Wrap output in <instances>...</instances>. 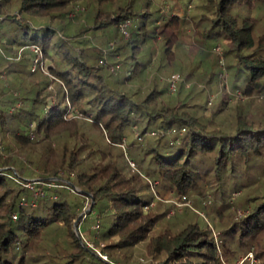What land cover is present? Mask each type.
I'll use <instances>...</instances> for the list:
<instances>
[{
    "label": "trees",
    "instance_id": "trees-1",
    "mask_svg": "<svg viewBox=\"0 0 264 264\" xmlns=\"http://www.w3.org/2000/svg\"><path fill=\"white\" fill-rule=\"evenodd\" d=\"M258 1L202 0L197 38L228 40L225 53L247 72L246 103L224 130L191 111L196 104L166 99L165 84L151 80L158 38L173 64L180 23L170 16L156 32L151 0H0V50L38 49L37 73L27 58L0 70V264H104L80 231L91 215L110 260L142 247L145 264H225L235 254L228 240L264 260V181L228 185L225 177L264 165V114L251 116L264 92V31L252 15ZM77 2L86 5L84 17L69 15ZM96 32L112 33L113 42L103 48L82 39ZM203 100L205 108L208 96ZM208 186L241 192L234 212L215 215L220 239L195 213L183 227L157 232L152 191L183 202Z\"/></svg>",
    "mask_w": 264,
    "mask_h": 264
},
{
    "label": "rangeland",
    "instance_id": "rangeland-1",
    "mask_svg": "<svg viewBox=\"0 0 264 264\" xmlns=\"http://www.w3.org/2000/svg\"><path fill=\"white\" fill-rule=\"evenodd\" d=\"M18 3L14 1L9 6V11L15 14L17 11ZM258 8L253 10L252 15L258 16L260 19L261 31H264V0L258 1ZM69 13L72 17H84L86 5L81 2L73 4ZM151 10L154 12L157 20H159L154 26L156 32L162 28L164 20L170 16L178 17L180 23L178 25V44L174 51V63H168L165 57L162 55L163 41H160L158 45L157 57L153 58L150 68L152 79L157 78V88H161L165 84L164 97L168 100H180L181 103L185 102L187 105L196 104V107H192L190 110L197 112L198 115L203 114V118L210 119V128L218 127L220 129H228L234 122V109L236 106H242L246 103V98L242 95V86L245 83L247 72L240 70L238 61L232 55L226 54L223 44L227 42L212 43L211 45L204 44L197 38V35L203 29V25L200 24V16L204 13L202 7V0H151ZM32 35V33H31ZM87 40L90 45L105 48L108 42H113V34L105 35L103 33H92L82 37ZM1 47V46H0ZM219 48V50H217ZM2 49V48H1ZM219 51V52H217ZM218 53V55H217ZM5 58V59H4ZM27 58L30 61L29 70L32 74L37 73L38 65L35 64V53L31 48L25 49L19 57V53L15 51L12 55H5L4 50H0V70L8 62L16 61L21 62L22 59ZM15 59V60H14ZM162 64L158 71H155L157 61ZM200 65L197 67V64ZM48 64V61H44V67ZM35 65L34 69L33 66ZM47 67V66H46ZM230 67V69H228ZM242 69V68H241ZM237 70L236 79H232L233 73ZM35 76V75H33ZM32 76V77H33ZM173 76H179V82L176 83L175 89L171 88V79ZM31 77V78H32ZM2 82H10L16 84L17 81L12 76L2 75ZM138 82L136 85H139ZM183 83L184 90L182 94H178V85ZM138 88V87H137ZM135 89V88H134ZM208 96V104L204 106V96ZM225 101L224 110L218 112L221 101ZM264 114V92L259 93L254 98V104L251 109V116L255 117ZM183 133V132H182ZM133 138V135L130 136ZM264 169V165L258 164V162L252 164L247 169H238L234 177L231 173L225 175L229 177L228 182L236 181L239 183L243 178L246 179H262L264 181V174H260V171ZM214 185V182H211ZM206 191L196 195V200L191 198L189 200H183L180 202L174 197H166L160 199L157 194L153 195L149 210L154 211L159 217L158 231L164 228H180L186 225L187 222L194 219V213L197 214L200 219L206 224H209L213 229L214 234L217 235V239H220L219 232L224 227L219 225L215 219L216 213L229 214L234 212L238 198L241 196L240 191H234L228 188L224 194L220 191H213L211 187H206ZM160 192L164 193L160 188ZM198 199V200H197ZM250 208V207H249ZM86 210L85 212H87ZM244 214V210L238 211V216ZM97 215H91L80 227L82 237L90 244L98 247L99 249L104 246V242L101 241V230L95 228L96 225H100ZM229 218L223 217V222H227ZM99 223V224H98ZM227 224H224V226ZM231 249L235 250V254L232 256V261L223 257L225 264H264V260H259L253 249L249 246H244L238 250V245L234 241H230ZM120 260L115 261L116 264H145L143 248H128L120 251Z\"/></svg>",
    "mask_w": 264,
    "mask_h": 264
},
{
    "label": "built area",
    "instance_id": "built-area-1",
    "mask_svg": "<svg viewBox=\"0 0 264 264\" xmlns=\"http://www.w3.org/2000/svg\"><path fill=\"white\" fill-rule=\"evenodd\" d=\"M32 49V51L35 53V55L38 53V49L35 48V47H30ZM25 50V48L23 47H20L18 48L16 51L19 53V57H20V54ZM219 50V48L217 49ZM219 52V51H217ZM218 54V53H217ZM36 57V56H35ZM38 62V57H36V60H35V64H37ZM35 65L33 66V69H34ZM46 65L45 67L43 66V69H46ZM42 69V68H41ZM179 82V76H173V78L171 79V88L172 90L175 89V86H176V83ZM186 200L185 197H183V200ZM95 228H99V225H96ZM84 243L86 244V246L88 248H90L102 261L104 264H116L115 262H113L112 260L109 259L108 255L102 253L100 251V249L92 244H90L89 242H87L85 239H84Z\"/></svg>",
    "mask_w": 264,
    "mask_h": 264
},
{
    "label": "water",
    "instance_id": "water-1",
    "mask_svg": "<svg viewBox=\"0 0 264 264\" xmlns=\"http://www.w3.org/2000/svg\"><path fill=\"white\" fill-rule=\"evenodd\" d=\"M79 220V219H78ZM78 220L76 221V223H75V229L77 228L76 226H77V222H78Z\"/></svg>",
    "mask_w": 264,
    "mask_h": 264
}]
</instances>
